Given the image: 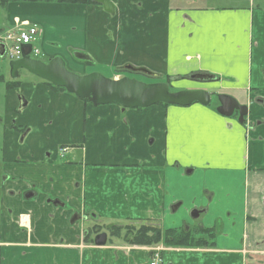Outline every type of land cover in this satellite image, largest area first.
I'll return each mask as SVG.
<instances>
[{"label":"crops","instance_id":"obj_1","mask_svg":"<svg viewBox=\"0 0 264 264\" xmlns=\"http://www.w3.org/2000/svg\"><path fill=\"white\" fill-rule=\"evenodd\" d=\"M112 1L116 11L128 6L136 14L120 31L109 19L97 27L90 14L100 12L96 4L45 2L9 3L0 28L5 32L14 21L38 26L34 47L69 66L79 50L109 69L146 61L158 71L171 66L173 77L212 74L219 92L245 95L247 124L200 103L96 106L39 77L6 87L3 161L15 179L7 189L16 195L3 194L0 264H151L157 253V264H264V123L257 125L264 118V0ZM137 26L144 29L133 35ZM19 94L28 101L16 116L28 128L25 136L11 127ZM60 144L71 147L67 163L59 160ZM190 168L195 177L181 182ZM31 182L39 194L20 200ZM181 197L187 211L202 210L199 217L207 202L209 220L196 217L200 224L185 228L205 245L162 243L159 251L118 237L97 245L95 232L87 233L97 223L127 221L182 229L170 219L171 204ZM75 213L80 217L72 223ZM92 213L96 218L84 219Z\"/></svg>","mask_w":264,"mask_h":264},{"label":"water","instance_id":"obj_2","mask_svg":"<svg viewBox=\"0 0 264 264\" xmlns=\"http://www.w3.org/2000/svg\"><path fill=\"white\" fill-rule=\"evenodd\" d=\"M96 4L103 6L108 13L114 14L116 4L111 0H90ZM5 44L0 42V56L5 55ZM32 45H23V55L21 58L11 60L9 63L12 78H17L19 71L25 69L33 75L52 83L58 87H64L68 92L75 94L77 97L87 99L94 105H105L116 103L126 108H146L156 104H171L177 106H189L193 103H200L208 106L211 103L210 93L203 89H182L173 91L170 84L164 81L145 82L137 78L124 76L122 78H110L98 71L87 74H79L67 67L66 61L62 56H55L45 62L41 59L34 58L31 55ZM74 55L78 59L89 60L90 56L83 51L76 50ZM129 67V66H128ZM131 68V67H130ZM134 69H136L134 67ZM142 71L149 72L145 68H137ZM152 73V72H149ZM191 78H199L202 80H215L216 77L209 73L193 74ZM20 102V111L28 106V101L23 94L18 96ZM220 106L217 111L224 116H232L234 111L240 110V120H243L248 108L244 104H240L234 96L221 93L219 94ZM192 169H187V173H191ZM56 203L61 201L56 200ZM180 204L173 206L176 210ZM202 210L194 209L191 212L192 217H199ZM78 218L75 214L71 222ZM107 241L106 233H100L95 237L97 245H105Z\"/></svg>","mask_w":264,"mask_h":264},{"label":"rangeland","instance_id":"obj_3","mask_svg":"<svg viewBox=\"0 0 264 264\" xmlns=\"http://www.w3.org/2000/svg\"><path fill=\"white\" fill-rule=\"evenodd\" d=\"M125 1H130L129 3H131L134 0H125ZM215 1H218V0H215ZM254 1L258 2L260 0H254ZM45 3H57V2H45ZM129 3L123 1V4H125V5H128ZM218 3H222V0H219ZM66 4H68V3H66ZM76 4H83V3H76ZM96 5L99 6L98 10H100V12L98 11L99 13L98 12L94 13L95 11H91L90 14H91V17H93L94 20H96L98 22L97 27H99L100 24L107 22V20L109 19L108 20L109 22H117L115 25V28H117L118 31H120L122 24H124L125 21H128L129 18H134V19L136 18L135 13L129 12L128 6H126V7L120 6L117 9L115 14L109 13L110 15H107L108 12L103 13V11H101V8L103 9L102 5H100V4H96ZM5 21H6L5 7H3L0 4V27L5 26L4 25ZM108 25H111V23ZM108 25L107 26L105 25L106 28H108ZM16 28H17L16 21H14V24L10 28H8V30H6L5 32H3V29L0 28V40L1 41L5 40L6 39L5 36L7 35L6 32L13 31ZM143 29H144L143 27L137 26V28L132 30V33H133V35L136 33H141ZM5 33H6V35H5ZM75 51L76 50H73L72 56H73V60L75 61L76 65H70V66L68 65L67 67L70 70L75 71L79 74H87V72L90 73V72L96 70V71H99V72L103 73L105 76L110 77V78H118L119 79V78H122L124 76H129V77L135 76V78L142 80V81H145V82H148V83H149V81H153V80H164L165 82H168L171 85V90H173V91H178V90L183 89L185 87L192 88L194 86L207 88L208 91L211 90L212 93L214 94L213 98L215 100L213 102H211V104H210V106L213 109H216V105H217L215 93L222 91V90L224 91L223 88H217L216 86H218V85L215 82H203V81H207V80L194 81V80H191V78L189 77L188 74H186L184 76L180 75L179 77H173L174 76L173 74L175 72H177V70L173 69L171 66H170L169 71H167V69L165 71V69H164L165 67H163V66H162L163 70L161 68L158 71V69H157L158 67H155V68L149 67L146 64L145 59H143V61H145V62H142V61H140V62H138V61L132 62L131 61L130 62L129 61L124 65H120V66L112 67V68L110 67V69H109V68L101 67L99 65L94 66L93 63H90V62L88 63L84 60L78 59L76 56H74ZM36 57L41 58V60H43L45 62L49 61L52 58V57L46 58L45 54L42 52L41 53L39 52V54L37 53ZM9 63H10V60L8 59L7 56H4V57L0 56V78H1V76L3 77V80L0 81V118L4 117V114H6V109H4L5 108L6 83H8L9 81L12 80ZM127 64H130L131 66H134V67L145 68L149 72H152L154 70L155 72H160V73L157 75L152 74L153 72L149 73V74L138 73L137 75H134V73H132V71L126 69ZM165 73H170V75H165ZM36 78H37V76L33 75L29 71H27L25 69L20 70V74H19V80L20 81H27V80L36 79ZM208 81H210V80H208ZM211 81H213V80H211ZM234 94L238 97L239 100L242 101L241 103H244L245 95L242 96L241 93H239V94L234 93ZM163 106L167 107L168 105H163ZM228 117L237 118V115L235 113L232 116H228ZM248 127L250 128V126H248ZM3 145H4L3 128H2V122L0 121V197L2 195V190H3L2 188L4 186V185L2 186V179H3L2 175H3V164H4V161H3ZM182 174H185V175H183L185 177V179H183L181 182L191 181V180H193V177H195V173L194 174H188L187 171L183 172ZM5 175L7 176V174H5ZM181 185H183V184H181ZM178 195L182 196V193H178L177 196ZM182 201H185L187 203V201L184 200V197H181V199L180 198L176 199V202H173V204H171V208H170V210L172 212L170 214L171 222L172 223H178L179 222V227H182V228H187L188 226L191 228H195L197 225L200 224L201 221L197 220V218L192 217V215H191L192 209L187 211V207L183 203L180 204ZM204 203H205L204 206H201V207H203V211H205V212L199 218L200 219L205 218L208 221L210 218V215H209V213H206V210H207L206 209V203L207 202H204ZM176 204H180V205L176 210H174L173 206H175ZM24 216H26V215H24ZM24 216L22 217V222H23ZM218 221H219L218 224L222 225V220L218 219ZM144 223H146V222H144ZM144 223L143 222L142 223L135 222V221H127V223H125V224L117 225L118 227H114V229H116L118 231L119 235L122 234L120 236L121 241L128 242L125 240V237H124L126 231L127 232L133 231V233H134L136 230L138 231V229ZM167 223H169V222H167ZM125 236H127V235H125ZM162 243H164V242L154 243L151 246H153V250L158 249L160 251V250H162V245H161Z\"/></svg>","mask_w":264,"mask_h":264},{"label":"flooded vegetation","instance_id":"obj_4","mask_svg":"<svg viewBox=\"0 0 264 264\" xmlns=\"http://www.w3.org/2000/svg\"><path fill=\"white\" fill-rule=\"evenodd\" d=\"M75 56V55H74ZM34 57V56H33ZM36 58H38V57H36ZM53 58V57H52ZM38 59H41V58H38ZM80 60H82V59H80ZM84 61H86V62H91L92 63V59L90 58L89 60H84ZM67 64V63H66ZM67 66H68V64H67ZM129 66V67H128ZM131 67V68H130ZM136 69H134V66H131L130 64H127V66H126V69L127 70H130V71H132V73H134V75H137L138 73H147V74H149V72H146V71H142V70H140V69H137V68H140V67H135ZM96 71V70H95ZM93 72V71H92ZM99 72V71H98ZM197 73H202V72H197ZM197 73H192V74H190L189 75V77L191 78V76L193 75V74H197ZM19 74H20V71H19ZM103 74V73H102ZM132 78H135V76H131ZM16 79H19V75H18V77L16 78ZM191 80H194V81H202V79H199V78H191ZM142 81V80H141ZM157 81H160V80H154V81H149V83L150 82H157ZM203 82H211V80L210 81H203ZM197 88H203V87H199V86H196V87H192V88H190V89H197ZM9 89H12V88H9ZM203 89H205V90H207V88H203ZM208 91V90H207ZM209 93H210V97H211V102H213L215 99L213 98V93H212V91L210 90L209 91ZM216 95H215V98H216V101H217V105H216V109L220 106V102H219V94H221V92H217V93H215ZM20 95V94H19ZM260 102H261V100H260ZM262 102H263V100H262ZM239 103L240 104H243V103H241L240 101H239ZM245 105L247 106V108H248V113L247 114H245V118L243 117V120L241 121L240 120V110H235L234 111V114L236 113V115H237V119H238V121L240 122V123H242V124H247V117H248V115H249V113H250V110H251V108H250V106H249V104L247 103V102H245ZM19 108H20V102H18V105L15 107V109H14V114H15V116L14 117H12V119H11V127L13 128V130H17V131H19L20 133H21V135L22 136H25L26 134H27V132H28V128H26V127H23V126H19V125H17L16 124V122H17V115L18 114H23V112H25V110L28 108V106L25 108V109H23V111H20L19 110ZM0 121L2 122V128H3V140H5L4 138H5V124H3V121H4V117H1L0 118ZM264 123V118L263 119H259L258 120V122H257V125L258 126H260L261 124H263ZM21 136V137H22ZM23 139V138H22ZM71 147L69 146V145H66V144H60V146L57 148V153L59 154V160L61 161V163H67L68 162V160H66V158H67V156H68V150L70 149ZM51 154H52V152L51 151H45V153H44V155L45 156H47V157H49V156H51ZM7 174V176L5 175V174ZM2 186H3V190H2V195H1V197H0V214H1V212H2V210H3V194L5 193V191H7L8 192V194L11 196V197H15V195H16V192H15V190L14 189H7V184H11L12 182H14L15 181V179L13 178V176H11L9 173H7L5 170H4V164H3V175H2ZM30 184H32V186H31V188L30 189H27L26 191H23L22 193H21V197H20V200H22V201H24L25 199H32V198H34V197H36L38 194H39V191L38 190H36L35 188H36V183L35 182H31ZM56 200H59L58 198H53V197H48V202L50 203V202H52L53 204H59V203H56L55 201ZM59 201H61V200H59ZM61 203H62V201H61ZM61 205V204H60ZM16 207H18L17 205H16ZM10 211H12V209L10 210ZM75 214H78V213H75ZM75 214H73V216L75 215ZM24 216V214H21L20 215V217H19V219L21 220V223H23L22 222V217ZM72 216V217H73ZM79 217H80V215L78 214V218L75 220V221H77L78 219H79ZM25 218H26V216H24V218H23V220H25ZM88 218H91V219H93V218H96V214L95 213H92L90 216H85L84 217V219H88ZM72 219V218H71ZM74 221V222H75ZM74 222H72V223H74ZM118 224H112V225H103V224H100V223H97L95 226H93V228H92V230H90L89 232L87 231V233H89V234H93L94 232V236L92 237V239H93V242L95 243V237L98 235V234H100V233H106V235H107V241H106V244H107V242L108 241H110V239H112L113 237H118V238H120V236H119V233H118V231L116 230V229H114V227H118L117 226ZM93 232V233H92ZM92 242V243H93ZM96 244V243H95ZM105 244V245H106Z\"/></svg>","mask_w":264,"mask_h":264},{"label":"trees","instance_id":"obj_5","mask_svg":"<svg viewBox=\"0 0 264 264\" xmlns=\"http://www.w3.org/2000/svg\"><path fill=\"white\" fill-rule=\"evenodd\" d=\"M11 2H57V3H68V4H76V3H83V4H94L90 0H0V4L5 7ZM89 63V62H88ZM91 63V62H90ZM3 80L1 76L0 81ZM44 83L52 87L57 91H66L64 87H58L53 85L50 82L43 80ZM21 85V81L19 79H12L8 83H6L7 88H16ZM87 100V99H85ZM88 101V100H87ZM166 105V104H161ZM200 231L211 233L209 229L202 228ZM129 232V231H128ZM126 231L125 240L137 243V244H144V245H153L154 243L164 242L166 245L169 246H201L205 245L207 241L203 239L194 238L190 231H186L185 228L182 229H162L160 226L151 225L148 223H144L141 227L136 230L134 233L130 231L128 233ZM120 234L119 236H121ZM132 235V236H131Z\"/></svg>","mask_w":264,"mask_h":264},{"label":"built area","instance_id":"obj_6","mask_svg":"<svg viewBox=\"0 0 264 264\" xmlns=\"http://www.w3.org/2000/svg\"><path fill=\"white\" fill-rule=\"evenodd\" d=\"M39 28L30 24L29 22L17 21V28L13 31H9L5 36L7 44V55L10 59H16L21 57L22 48L24 44H31L39 35ZM159 254L155 255V260L151 264H157L159 260Z\"/></svg>","mask_w":264,"mask_h":264}]
</instances>
